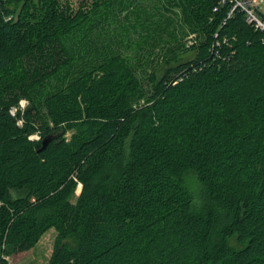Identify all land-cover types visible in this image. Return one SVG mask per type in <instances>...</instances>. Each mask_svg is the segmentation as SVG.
Here are the masks:
<instances>
[{
    "label": "trees",
    "instance_id": "trees-1",
    "mask_svg": "<svg viewBox=\"0 0 264 264\" xmlns=\"http://www.w3.org/2000/svg\"><path fill=\"white\" fill-rule=\"evenodd\" d=\"M145 1L0 0V264L51 228L48 264H264V31ZM124 9L137 65L96 44Z\"/></svg>",
    "mask_w": 264,
    "mask_h": 264
},
{
    "label": "rangeland",
    "instance_id": "rangeland-1",
    "mask_svg": "<svg viewBox=\"0 0 264 264\" xmlns=\"http://www.w3.org/2000/svg\"><path fill=\"white\" fill-rule=\"evenodd\" d=\"M159 2V1H158ZM147 5H150V10L148 12L151 13H156L157 11L155 10V6H151L152 3L149 2V0H146L144 2ZM128 9H124L122 11V14L119 15L121 18V22L119 23L121 30H122V34H121V30L119 31L116 22H113L114 25L109 26L108 28L103 29L102 31H100V39L96 41V44L98 45V47H100L99 49L101 50L105 44L110 45V47L112 49L118 50L119 52H121L123 55H126L128 57H130V59L132 58L134 64L137 65V62L140 59V56H138L137 54H139L138 48L135 47L136 43H141L142 41V37L146 36V31H140V30H135L132 26V23L135 24V18L133 17L132 13H129L127 11ZM128 12V13H127ZM127 13L128 18L130 17V19H126V16H124V14ZM155 16L153 17V20H156L158 18V16L156 14H154ZM125 29H130L128 31L127 34ZM115 30V33H114ZM121 36V38L119 37ZM194 36V34L189 33L186 34L185 37L183 38V42H185V45L188 46L189 44L192 43V37ZM168 38V36H163L162 40H159L158 43L156 44V46L153 49H143V51L140 52V54L143 55L146 54L145 56H147L148 53H150L149 51H153L154 52V62L156 61H160L161 57L160 54L162 53V44L165 43L163 39ZM149 46H147L146 48H148ZM189 52V51H188ZM190 54V53H189ZM159 56V57H158ZM152 67V63L148 65V67H146V69H150ZM136 71L139 73V75H141L142 80L145 81V77L144 75L147 73V70H142L140 71L139 69H136ZM25 102V107L24 109L27 107L29 101L26 98H22ZM21 99V100H22ZM23 109V110H24ZM72 133V130L68 131L66 133V137L69 138L70 135ZM31 137L36 138V137H40L38 135V133L33 134ZM79 189H80V185H79ZM79 189L76 193V195L79 192ZM12 195L15 196L17 194H19V191L17 190H12L11 191ZM57 237V230L55 228H51L49 229L41 238L40 240L37 242V244L25 251L13 254L11 256H8V261L9 264H48L50 256L52 254L53 248H54V244H55V240Z\"/></svg>",
    "mask_w": 264,
    "mask_h": 264
},
{
    "label": "built area",
    "instance_id": "built-area-1",
    "mask_svg": "<svg viewBox=\"0 0 264 264\" xmlns=\"http://www.w3.org/2000/svg\"><path fill=\"white\" fill-rule=\"evenodd\" d=\"M224 0H222L223 2ZM232 5L229 9L228 16H231L236 9H240L245 12L246 20L251 23L256 29L264 31V0H229ZM214 9H217L215 7ZM9 16L8 18H10ZM25 107L24 100H20L19 106H13L10 112L16 115L17 111L23 110ZM22 119L18 120V123H22Z\"/></svg>",
    "mask_w": 264,
    "mask_h": 264
},
{
    "label": "water",
    "instance_id": "water-1",
    "mask_svg": "<svg viewBox=\"0 0 264 264\" xmlns=\"http://www.w3.org/2000/svg\"><path fill=\"white\" fill-rule=\"evenodd\" d=\"M56 136L50 134L46 137H44L43 141H42V146L38 149V151H41L43 149H45L49 143L51 142V140H53V138H55Z\"/></svg>",
    "mask_w": 264,
    "mask_h": 264
},
{
    "label": "clouds",
    "instance_id": "clouds-1",
    "mask_svg": "<svg viewBox=\"0 0 264 264\" xmlns=\"http://www.w3.org/2000/svg\"><path fill=\"white\" fill-rule=\"evenodd\" d=\"M33 137H29V139H32ZM38 139V137H36Z\"/></svg>",
    "mask_w": 264,
    "mask_h": 264
}]
</instances>
